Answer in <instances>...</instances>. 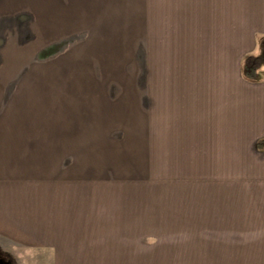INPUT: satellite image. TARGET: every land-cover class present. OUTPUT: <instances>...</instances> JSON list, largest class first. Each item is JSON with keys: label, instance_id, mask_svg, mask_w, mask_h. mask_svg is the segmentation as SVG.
Masks as SVG:
<instances>
[{"label": "crops", "instance_id": "obj_1", "mask_svg": "<svg viewBox=\"0 0 264 264\" xmlns=\"http://www.w3.org/2000/svg\"><path fill=\"white\" fill-rule=\"evenodd\" d=\"M80 1L0 0L2 250L31 264H264V188L210 187L203 172L264 161V78L240 70L264 0ZM89 18L187 21L186 50L208 22L220 42L183 52L172 76L97 87L69 76L68 21ZM164 163L177 166L172 186L134 203L157 177L149 165Z\"/></svg>", "mask_w": 264, "mask_h": 264}, {"label": "rangeland", "instance_id": "obj_2", "mask_svg": "<svg viewBox=\"0 0 264 264\" xmlns=\"http://www.w3.org/2000/svg\"><path fill=\"white\" fill-rule=\"evenodd\" d=\"M80 3H84V7L86 8V3L88 2L81 0ZM108 6L112 7L113 4L109 3ZM125 10L130 11L128 5ZM102 11L101 14L100 12L93 13L91 16L96 15L97 17L103 15ZM132 12L131 10V13L128 14L129 18H131L130 15H133ZM150 14L153 15L155 13ZM84 20L72 21L71 25L70 20L68 21L69 76L79 75V77H84L82 80L84 83L87 82L85 78H90V81L95 82L97 87L106 85V82H112L114 76H120L118 79L121 76H125L126 78L138 76H172L174 75V70L179 72L182 66L185 67L183 64L187 62L188 57L184 56L183 52L187 55L195 54L199 56L202 55L201 50L206 45L220 42L218 38H212L208 34L209 27L212 24L209 26L208 22L204 24L202 21L196 22V26L198 25V27H195L198 32L196 35L195 29L192 28V37L194 38L195 44L192 43L193 46L186 50L184 48L181 49V46L182 41L187 38L188 28H185L184 24V22L187 24V21L161 20L156 18L143 20L89 18ZM194 23L195 21L193 25ZM229 23H233V21H229ZM255 25L258 26L257 21L255 24H252V27H255ZM230 29L232 30L231 26ZM256 33L258 49L248 53L259 54L264 51V28H260ZM93 38L95 39L94 45L90 43ZM179 56L182 61L185 58V61L181 62ZM99 96L100 94L96 93L95 98ZM85 97L91 98L90 100L93 99L92 94L85 95ZM244 150L246 156L248 154L247 148H244ZM229 151L231 150L229 149ZM254 157L249 154L245 158L241 157L240 166H237L235 162H230L231 158H228L226 163L214 161L212 166L209 163L206 168L207 172L205 170L203 172H213L217 179H213V182L207 185L210 187H240V189L264 188V161L255 160L260 157H256L254 159L255 161H253ZM164 164L163 169H160L161 164L149 165L150 176L154 175L157 177L149 180L148 187H146L147 195L145 193L143 194V200L139 196L137 197L134 191V203H156L159 189H168L172 186V181L175 179H170L173 173L171 172V167L176 168L177 166L174 164ZM164 169H166L165 175L163 174ZM222 172H225V174L235 173L238 179L235 178L234 180L232 179V175H230L229 181L225 180L222 182V179L218 177L224 174ZM159 176L162 178L158 179ZM177 176V186H189L186 180L181 182ZM194 182L196 183V180ZM12 256L18 264H31L30 260L26 259L23 261L17 254Z\"/></svg>", "mask_w": 264, "mask_h": 264}, {"label": "trees", "instance_id": "obj_3", "mask_svg": "<svg viewBox=\"0 0 264 264\" xmlns=\"http://www.w3.org/2000/svg\"><path fill=\"white\" fill-rule=\"evenodd\" d=\"M264 51L259 54L247 53L241 59L240 70L242 77L251 82L264 78ZM257 147H262V140L257 141Z\"/></svg>", "mask_w": 264, "mask_h": 264}, {"label": "flooded vegetation", "instance_id": "obj_4", "mask_svg": "<svg viewBox=\"0 0 264 264\" xmlns=\"http://www.w3.org/2000/svg\"><path fill=\"white\" fill-rule=\"evenodd\" d=\"M0 264H18L11 253H8L0 247Z\"/></svg>", "mask_w": 264, "mask_h": 264}]
</instances>
